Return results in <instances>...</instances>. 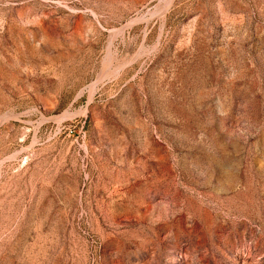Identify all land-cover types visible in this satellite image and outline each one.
Returning a JSON list of instances; mask_svg holds the SVG:
<instances>
[{
    "label": "rangeland",
    "instance_id": "rangeland-1",
    "mask_svg": "<svg viewBox=\"0 0 264 264\" xmlns=\"http://www.w3.org/2000/svg\"><path fill=\"white\" fill-rule=\"evenodd\" d=\"M0 264H264V0H0Z\"/></svg>",
    "mask_w": 264,
    "mask_h": 264
}]
</instances>
